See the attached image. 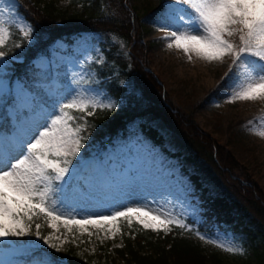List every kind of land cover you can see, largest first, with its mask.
Masks as SVG:
<instances>
[{"label":"rangeland","instance_id":"rangeland-1","mask_svg":"<svg viewBox=\"0 0 264 264\" xmlns=\"http://www.w3.org/2000/svg\"><path fill=\"white\" fill-rule=\"evenodd\" d=\"M57 5L72 13L82 4L57 0ZM125 7L134 8L137 31L149 48L139 56L158 77L165 104L177 121L192 125L204 145L212 141L209 147L231 153L234 174L221 169L228 180L207 161L194 165L185 159L191 153L187 143L161 120L151 125L164 134L163 146L138 132L100 152L99 139L85 131V116L124 113L134 106L79 81L83 70L77 55L104 61L101 41L106 38L84 34L73 55L58 50L49 60L37 59L40 66L54 67L50 82L58 100L51 104L38 102L11 80L9 65L22 58L0 52V96L10 92L16 100L8 107L12 131L0 130V264H38L28 256L30 249L63 254L71 245L93 255V264H126L116 251L127 240L118 217L130 215L155 231L189 218L202 222L192 174L214 193L224 184L240 183L251 188L248 197L264 204V0H127ZM8 22L33 41L17 0H0V45L8 38ZM110 40L128 51L118 37ZM120 82L129 93L140 94L129 78L120 77ZM70 183L74 186L66 193ZM38 210L46 213V230L32 226ZM201 240L208 255L226 264H243L252 256L250 239L232 229L216 228Z\"/></svg>","mask_w":264,"mask_h":264},{"label":"trees","instance_id":"trees-1","mask_svg":"<svg viewBox=\"0 0 264 264\" xmlns=\"http://www.w3.org/2000/svg\"><path fill=\"white\" fill-rule=\"evenodd\" d=\"M80 2L81 9L69 13L68 10L59 8L57 0H17L18 12L31 25L33 41H28V37L16 25L7 23L9 36L0 46V51L8 56L22 57L21 62L9 65L11 78L22 82L39 102L51 104L53 100H57L56 89L50 82L54 67L38 66L36 59L51 57L58 40L65 45L62 50L73 55L77 39L82 33L98 34L107 39L101 41L106 60L82 61V79L98 85L118 100L128 99L134 106L124 113L105 111L94 116L86 115V133L90 131L98 138L102 149H105L108 143L127 142L138 132L163 146V133L151 125L152 121L161 120L189 146L192 154L186 156L187 160L194 164L207 161L215 167L217 174L220 173L229 180L226 172L222 170L234 174L235 159L231 153L222 147L217 149L215 144L209 147L212 141H207V145H204L203 140L194 134L192 125L185 126L177 121L176 115L165 104V93L158 77L144 68L139 53L145 55L149 48L142 43L141 30L137 31L138 19L134 17V8L128 10L125 7L127 0ZM140 18L142 20L143 17ZM112 35L125 41L128 52L111 43ZM77 58L80 59L81 56L77 55ZM120 77L131 79L141 94L129 93L128 88L120 83ZM9 95L6 92L0 96V128L5 133L12 130L8 106L15 103L14 97ZM74 113L81 115L78 111ZM136 121L138 124L135 125ZM204 137L210 140L208 136ZM214 149L217 150L216 153ZM178 154L180 153L174 155ZM232 164L234 166H231ZM191 177L194 182V194L202 206V222L195 225L193 221L188 220L187 224L173 223L169 231H154L144 228L131 216L119 219L127 233V240L125 246L117 248L116 251L126 264H226L218 255H208L201 241L202 234L213 233L216 226L226 231H240L250 239L253 246L252 256L243 264H264V204H260L253 196L248 197L252 195L251 188L243 189L240 183L224 184L226 190L222 189L218 194H214L200 181L199 175ZM67 203L71 205L69 200ZM31 221L34 228L40 225L39 227L43 226L46 230L47 220L43 212L35 214ZM49 232L50 229L44 231L43 235L46 236ZM31 251L34 261L46 264H93L95 258L93 255L81 253L73 245L63 254L55 249L39 248ZM103 255L101 251L99 257Z\"/></svg>","mask_w":264,"mask_h":264}]
</instances>
